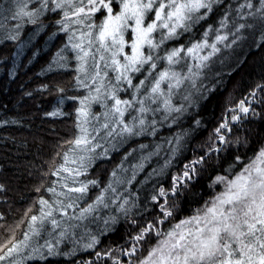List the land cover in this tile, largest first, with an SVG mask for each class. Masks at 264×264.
Wrapping results in <instances>:
<instances>
[{"label":"snow or ice","instance_id":"snow-or-ice-1","mask_svg":"<svg viewBox=\"0 0 264 264\" xmlns=\"http://www.w3.org/2000/svg\"><path fill=\"white\" fill-rule=\"evenodd\" d=\"M27 26L35 34L54 29L49 40L63 41L42 72L73 74L72 86L54 85L55 102L45 116L69 115L64 106L71 101L74 120L70 137L34 184L33 204L0 243V264H264V145L247 163L237 155L228 174L209 185L222 190L192 215L170 223L181 210V189L213 154L219 159L233 145H247L246 137L233 135L234 126L249 117L264 121V81L225 108L206 151L172 174L170 185L162 180L187 132L161 138L169 145L166 158L140 187L137 177L159 156L160 143L147 154L143 143L127 152L106 181L91 176L98 160L176 124L216 60L223 64L245 43L264 51V0H0V40L20 42L15 56L25 47L21 33ZM50 90L48 84L38 89ZM137 151L138 162L124 167ZM237 164H243L239 171ZM154 179L142 198L143 186ZM8 191L0 183V194ZM121 217L130 225L125 244L99 248L101 236ZM101 219L104 228L93 231Z\"/></svg>","mask_w":264,"mask_h":264},{"label":"trees","instance_id":"trees-1","mask_svg":"<svg viewBox=\"0 0 264 264\" xmlns=\"http://www.w3.org/2000/svg\"><path fill=\"white\" fill-rule=\"evenodd\" d=\"M52 30L46 28L35 34V27L27 26L21 33V41L25 42V47L19 56L13 54L17 52L20 42L0 40V183L9 188L6 194H0V215L5 217L0 220V243L9 237V229L16 226L25 210L33 204L36 199L33 187L40 182L41 170L47 171L48 161L55 156L59 144L71 135L75 107L71 101H66L64 106V111L69 115L60 118L45 116V112L51 111L55 102L54 85L59 83L70 90L73 75L42 72V68L47 67L63 43L62 40H49ZM33 53H37L35 59ZM262 81L264 51L256 49L255 46L249 47L248 43L241 45L228 55L221 67L198 83L200 92L192 89L195 103L176 124L171 127L165 124L156 137L130 141L118 151L112 152L110 158L98 160L91 171V176L93 178L99 176L102 181H106L111 170L120 164L127 152L133 148L138 149L139 144L143 143L149 145L145 150L147 154L148 151L154 150L155 144L160 143L163 147L159 156H153L137 177L136 184L140 187L139 181L144 180L147 174L162 164L166 158L169 145L161 138H170L178 133L187 132L173 167L162 180L166 186L170 185L172 174L182 172L185 163L198 158L206 151L209 134L217 126L225 108L235 106L239 100L248 96L256 83ZM42 84H48L51 90L38 91ZM28 92L32 95H26ZM68 94L75 93L69 91ZM176 102L179 103L180 99H176ZM254 106L260 110L259 104ZM196 120L201 121L200 127L195 125ZM233 135H239L242 139L246 137L247 145L242 144L239 150L233 145L229 150L220 153L219 159L213 154L212 159L199 169V175L189 182L188 188L181 189L183 192L179 197L181 210L170 223L191 215L197 207L204 204L211 195L209 185L212 184L214 177L227 175L225 170L229 165L236 163L237 155L242 161L254 155L264 142V121L249 117L242 124L234 126ZM140 154L137 151L130 156L125 162L126 168L138 162ZM57 161L59 162L58 157ZM241 167L242 164H237L235 170L238 171ZM153 183L155 179L143 186L140 193L142 198L152 188ZM96 191L93 190V196ZM101 214L108 213L105 210ZM168 226L170 224L165 227ZM91 228L93 231L103 229V220L94 222ZM129 228L130 225L121 217L113 231L101 236L99 248H116L124 245L128 239ZM20 235L18 231L17 236ZM81 255L84 259L89 258L87 253Z\"/></svg>","mask_w":264,"mask_h":264},{"label":"rangeland","instance_id":"rangeland-1","mask_svg":"<svg viewBox=\"0 0 264 264\" xmlns=\"http://www.w3.org/2000/svg\"><path fill=\"white\" fill-rule=\"evenodd\" d=\"M219 67H221V62H220V60H216V62L211 66V69H210V70H206V76H208L209 73H212L214 70H216V69L219 68ZM203 79H204V78H203ZM203 79H202V80H203ZM176 99L179 100L180 97L177 96ZM94 110H95V111H98L99 109L96 108V109H94ZM262 145H264V142L262 143ZM262 145H261V146H262ZM261 146H260V147H261ZM260 147H259V148H260ZM259 148L257 149V151L259 150ZM257 151H256V152H257ZM256 152H255V153H256ZM255 153H254V154H255ZM253 156H254V155H252L251 157H253ZM251 157H249V158H251ZM248 160H249V159H247V160L244 161V162L247 163ZM124 167H126L125 164H124ZM242 167H243V164H242ZM238 171H239V170H238ZM215 177H216V176H215ZM215 177H214V178H215ZM213 180H214V179H213ZM213 180H212V181H213ZM136 187H137V184H136ZM134 190H135V189H134ZM221 190H222V185H216L214 189L211 188V195H210V197L213 196V195H215L216 192H219V191H221ZM210 197H209L207 200H209ZM203 205H204V204H203ZM203 205H201L200 207H197L196 209L203 207ZM196 209L194 210L193 213H195ZM193 213H192V214H193ZM192 214H191V215H192ZM189 216H190V215H189ZM145 255H146V254H145Z\"/></svg>","mask_w":264,"mask_h":264}]
</instances>
